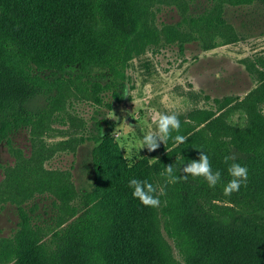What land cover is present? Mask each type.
Wrapping results in <instances>:
<instances>
[{
	"label": "trees",
	"instance_id": "1",
	"mask_svg": "<svg viewBox=\"0 0 264 264\" xmlns=\"http://www.w3.org/2000/svg\"><path fill=\"white\" fill-rule=\"evenodd\" d=\"M143 1L0 0V143L6 141L18 160L7 169L0 204L15 205L20 220L14 233L0 240V264H180L163 237L158 206L133 196L132 179L151 183L154 196L174 200L165 209L168 232L182 240L186 264H264V111L251 97L215 98L221 114L213 126L155 163L147 158L130 163L113 123L98 121L90 138L96 144L92 184L82 191L65 172L46 170L43 160H23V149L12 141L45 116L38 152L48 156L71 144L48 147L43 139L52 131L53 112L67 113L64 100L76 96L80 85L123 98L119 52L138 32ZM211 2L194 16L188 0H163L181 12V21L164 30H185V41H202L206 50L230 44L234 33L223 15L235 2ZM96 102L102 103L99 97ZM201 152L213 172H221L214 188L202 177L183 179V168ZM226 156L235 159L225 163ZM232 163L247 167V186L226 196ZM168 166L174 183L161 175ZM44 198L53 200V216L40 211Z\"/></svg>",
	"mask_w": 264,
	"mask_h": 264
},
{
	"label": "rangeland",
	"instance_id": "2",
	"mask_svg": "<svg viewBox=\"0 0 264 264\" xmlns=\"http://www.w3.org/2000/svg\"><path fill=\"white\" fill-rule=\"evenodd\" d=\"M162 2L143 1V6L137 8L138 32L119 52L117 69L124 80L123 98L116 101L112 92L99 94L90 84L80 85L76 96L68 95L64 100L67 113L53 112L49 121L52 131L47 132L43 139L48 147L67 140L72 143L64 149H55L48 156L42 149L41 153L38 152L40 129L46 122L43 116L33 131L20 130L12 136L13 143L24 151L23 160L33 157L35 161L43 160L46 170L65 172L66 178L82 191L90 189L92 184L93 150L96 144L90 138L91 134H96L98 121L107 119L113 123L116 138L130 163L144 158L155 163L180 144L174 139L163 143L155 136L159 145L157 148L149 151L147 145L141 146L146 134L157 131L160 114H177L180 130L173 131L171 136L181 135L187 140L206 125L213 126L214 119L221 114L215 98L251 97L259 102V110L264 111V2L233 0L235 3L226 5L223 16L232 26L234 39L232 37L230 44L209 50L205 49L202 41H185L188 39L185 30H180L182 33L164 30L166 25L181 21V12L177 6ZM188 2L190 14L194 16L212 5L211 0ZM217 71L222 73L219 80L214 78ZM252 93L254 96H249ZM206 95L211 98L207 96L208 100ZM97 97L102 103L96 102ZM213 129L220 132L217 127ZM17 163L6 141L1 142L0 187L4 186L7 169L15 167ZM159 201L163 237L170 245L175 260L186 264L180 247L182 240L168 232L171 219L165 209L174 200L164 194L159 195ZM40 202L43 214L44 211L49 216L55 214L51 198H44ZM19 221L15 205L0 204V240L11 236Z\"/></svg>",
	"mask_w": 264,
	"mask_h": 264
},
{
	"label": "clouds",
	"instance_id": "3",
	"mask_svg": "<svg viewBox=\"0 0 264 264\" xmlns=\"http://www.w3.org/2000/svg\"><path fill=\"white\" fill-rule=\"evenodd\" d=\"M214 78L216 80L221 79L222 73L217 71ZM125 95H127V93H125ZM179 130L180 121L177 114H160L157 120V131L146 134L141 141V146L144 147L147 145L149 151L157 148L159 145L157 144L156 139H154L155 136H158L163 143H166L169 139H174L176 143H183L186 140V137L176 135L173 138L171 136L173 131L179 132ZM234 159L235 157L229 156L224 158L225 163ZM183 172L185 173L183 179L187 180L189 175L193 178L202 177L207 181L209 187L213 188L221 180V172L219 170L213 172L209 157L203 152H201L199 160L188 163L187 167L183 168ZM228 173L232 179L224 187V194L226 196H230L233 192H238L242 184L246 187L248 179L247 167L241 166L238 163H232L228 168ZM165 174L169 177L170 182H176L177 177L174 175V169L172 166L165 168V173H162L161 175ZM129 183L130 186L134 188L133 196L138 198L143 205L150 207H157L159 205V198L153 195L156 192V189L151 183L136 179L130 180ZM161 194L163 193L161 192Z\"/></svg>",
	"mask_w": 264,
	"mask_h": 264
}]
</instances>
